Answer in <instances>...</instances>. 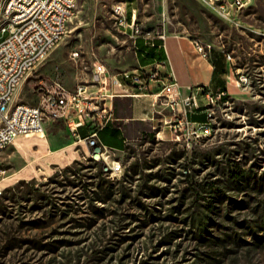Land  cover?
<instances>
[{
  "label": "rangeland",
  "instance_id": "obj_1",
  "mask_svg": "<svg viewBox=\"0 0 264 264\" xmlns=\"http://www.w3.org/2000/svg\"><path fill=\"white\" fill-rule=\"evenodd\" d=\"M76 1L64 41L16 101L37 104L40 80L74 88L98 63L120 78L133 71V39L114 11L122 3L146 30L221 47L233 91L190 146L172 135L114 148L119 174L62 123L18 137L0 154V264H264V0L235 21L198 0Z\"/></svg>",
  "mask_w": 264,
  "mask_h": 264
},
{
  "label": "built area",
  "instance_id": "obj_2",
  "mask_svg": "<svg viewBox=\"0 0 264 264\" xmlns=\"http://www.w3.org/2000/svg\"><path fill=\"white\" fill-rule=\"evenodd\" d=\"M198 1L224 20L235 21L254 0ZM5 6H15V13H5ZM76 9V0H0V33H10L0 42V154L18 137L34 134L46 136L47 125L59 122L65 125L73 139L85 142L92 149L95 159L105 162L106 172L119 174L123 171V165L120 160L111 158L113 152L101 142L100 132L114 120L113 102L120 94L113 89L122 83L119 75L111 74L103 63L96 64L89 80L76 84L74 88L59 79L40 80L37 104L16 101L28 77L64 41ZM114 11L118 29L123 35L166 40L165 30L153 33L140 25L136 9H132L130 18L125 3L117 5ZM194 45L203 56L211 48L197 39ZM227 58L232 59L230 55ZM237 75L239 87L248 83L247 75ZM122 76L129 80L125 90L132 89L123 95L135 96L137 89L149 90L151 84L157 86L159 91L155 95L173 113L165 124L177 139L183 136L190 146L193 138L211 133L212 123L192 122L188 118L197 107L196 94L180 98L175 93H165L177 83L167 82L160 68H141ZM225 95L220 93L216 99L210 97L208 110L211 121L215 114L211 107L224 102ZM82 129L87 130L84 136L80 132ZM3 193L0 185V197Z\"/></svg>",
  "mask_w": 264,
  "mask_h": 264
},
{
  "label": "crops",
  "instance_id": "obj_3",
  "mask_svg": "<svg viewBox=\"0 0 264 264\" xmlns=\"http://www.w3.org/2000/svg\"><path fill=\"white\" fill-rule=\"evenodd\" d=\"M166 33L165 41L159 37H131L137 60V67L131 73L141 68H160L167 82L177 83L165 93L172 92L180 98L196 94L197 107L188 118L192 122L211 124L208 110L210 97L216 99L220 93H225V100L233 91L231 63L227 60V53L221 47L214 46L203 56L196 49L193 37L167 31ZM138 41L142 42V46L137 45ZM152 43L155 45L152 46ZM121 83V86H115L113 89L115 93L120 94L113 102L114 120L100 132V140L113 153H116L114 148L124 153L128 145L139 139L172 137L173 133L165 122L169 121L173 113L162 105L159 97L155 95L159 91L157 86L151 84L149 90L137 89V95L130 96L123 95L132 91L131 88L125 90L129 80L122 77ZM218 105L219 103L211 108L215 110ZM82 130L86 135L87 130Z\"/></svg>",
  "mask_w": 264,
  "mask_h": 264
},
{
  "label": "bare ground",
  "instance_id": "obj_4",
  "mask_svg": "<svg viewBox=\"0 0 264 264\" xmlns=\"http://www.w3.org/2000/svg\"><path fill=\"white\" fill-rule=\"evenodd\" d=\"M5 13H15V6H5Z\"/></svg>",
  "mask_w": 264,
  "mask_h": 264
},
{
  "label": "water",
  "instance_id": "obj_5",
  "mask_svg": "<svg viewBox=\"0 0 264 264\" xmlns=\"http://www.w3.org/2000/svg\"><path fill=\"white\" fill-rule=\"evenodd\" d=\"M98 157V156H97Z\"/></svg>",
  "mask_w": 264,
  "mask_h": 264
}]
</instances>
